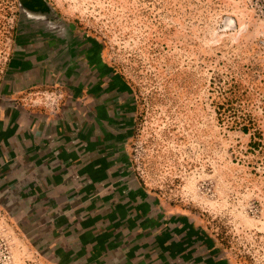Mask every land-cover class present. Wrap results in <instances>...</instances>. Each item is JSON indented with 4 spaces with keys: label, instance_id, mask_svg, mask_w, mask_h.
Here are the masks:
<instances>
[{
    "label": "rangeland",
    "instance_id": "374dc122",
    "mask_svg": "<svg viewBox=\"0 0 264 264\" xmlns=\"http://www.w3.org/2000/svg\"><path fill=\"white\" fill-rule=\"evenodd\" d=\"M26 1L93 36L130 85V158L162 209L204 229L223 264H264V0H0V93ZM8 199L0 264H59Z\"/></svg>",
    "mask_w": 264,
    "mask_h": 264
},
{
    "label": "crops",
    "instance_id": "0c3cea01",
    "mask_svg": "<svg viewBox=\"0 0 264 264\" xmlns=\"http://www.w3.org/2000/svg\"><path fill=\"white\" fill-rule=\"evenodd\" d=\"M39 91L63 99L40 106ZM135 104L93 36L23 2L1 82V194L59 264H223L204 229L164 211L135 173Z\"/></svg>",
    "mask_w": 264,
    "mask_h": 264
}]
</instances>
